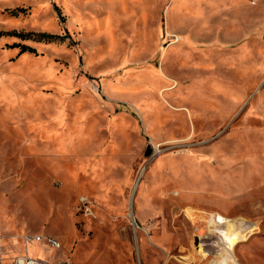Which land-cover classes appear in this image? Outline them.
Segmentation results:
<instances>
[{
  "label": "rangeland",
  "instance_id": "rangeland-1",
  "mask_svg": "<svg viewBox=\"0 0 264 264\" xmlns=\"http://www.w3.org/2000/svg\"><path fill=\"white\" fill-rule=\"evenodd\" d=\"M0 33L3 264L25 233L53 264H264V0H0Z\"/></svg>",
  "mask_w": 264,
  "mask_h": 264
},
{
  "label": "built area",
  "instance_id": "built-area-1",
  "mask_svg": "<svg viewBox=\"0 0 264 264\" xmlns=\"http://www.w3.org/2000/svg\"><path fill=\"white\" fill-rule=\"evenodd\" d=\"M219 215L215 216L214 218H217ZM215 221V219H214ZM227 224V219L223 217V221L219 222L217 226L220 228H225ZM218 227V228H219ZM18 239H21L23 244L26 246L23 255H20L16 258L13 264H53L48 260H44L41 258H35L32 256L30 253L29 249V244L32 242H38V243H43L45 242L46 244H49L51 246L56 247L57 249L62 248V243L61 241L52 235H42V234H37V233H25L20 236H16ZM3 238L0 236V264H3L2 262V253H3V248L5 247L3 244ZM54 264H69L67 261H61L57 262Z\"/></svg>",
  "mask_w": 264,
  "mask_h": 264
},
{
  "label": "trees",
  "instance_id": "trees-1",
  "mask_svg": "<svg viewBox=\"0 0 264 264\" xmlns=\"http://www.w3.org/2000/svg\"><path fill=\"white\" fill-rule=\"evenodd\" d=\"M11 34H15V33H11ZM17 34H20L21 36H31V34H34V33H17ZM36 36H38L40 39L45 40V41H56L60 39V36L58 35H52V34H47V33H36ZM35 50L36 49L32 46L22 45L21 53L27 52V51L35 52Z\"/></svg>",
  "mask_w": 264,
  "mask_h": 264
},
{
  "label": "bare ground",
  "instance_id": "bare-ground-1",
  "mask_svg": "<svg viewBox=\"0 0 264 264\" xmlns=\"http://www.w3.org/2000/svg\"><path fill=\"white\" fill-rule=\"evenodd\" d=\"M214 219H215L214 222L219 223V222L223 221V216H218L217 218H214ZM240 235L241 234L238 231L231 229V232H229V234H227V235H224V237L226 240L231 241V243H235V242L241 240ZM229 255L230 256L227 259V263L230 262L229 259L233 257L232 252Z\"/></svg>",
  "mask_w": 264,
  "mask_h": 264
},
{
  "label": "crops",
  "instance_id": "crops-1",
  "mask_svg": "<svg viewBox=\"0 0 264 264\" xmlns=\"http://www.w3.org/2000/svg\"><path fill=\"white\" fill-rule=\"evenodd\" d=\"M4 242V241H3Z\"/></svg>",
  "mask_w": 264,
  "mask_h": 264
}]
</instances>
